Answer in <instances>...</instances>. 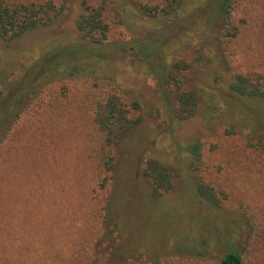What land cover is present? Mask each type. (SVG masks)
<instances>
[{"label":"trees","instance_id":"16d2710c","mask_svg":"<svg viewBox=\"0 0 264 264\" xmlns=\"http://www.w3.org/2000/svg\"><path fill=\"white\" fill-rule=\"evenodd\" d=\"M65 1L0 0V42L52 22ZM134 1L144 15L164 26L137 47L144 56L159 57V66L151 69L162 93L171 94L165 110L171 120L194 117L203 91H208L212 103L207 101V107L217 103L226 107L222 133L240 135L246 159L264 173V0ZM110 4L111 0H81L74 20L75 40L44 44L21 64L19 75L5 73L0 64V154L8 141L16 144L9 156L12 165L0 156V174L12 171L10 186L0 183V264L163 263L159 257L129 262L137 254L123 259V241L130 236L122 224L111 230L104 226L110 214L104 195L117 164L116 149L122 134L142 120L139 101L117 84L110 57L104 55L118 46L108 42L114 24ZM210 32H216L233 71L227 95L215 89L209 70L201 73L207 90L190 77L211 63L205 44L198 42ZM158 49L180 54L167 62ZM246 101L258 103L251 134H245L240 116L244 112L250 117L243 106ZM80 125L89 129L85 137L79 134ZM70 146L82 152L71 166L66 151ZM192 151L200 154V146L194 145ZM17 156L24 157L21 165ZM142 174L154 197H159L172 188L177 170L150 156ZM195 188L205 207L215 209L227 198L223 188L199 175ZM258 210V220L245 215V222L249 243L261 247L264 208ZM93 236H101L100 246L106 251L99 250ZM245 260L231 248L218 264H245Z\"/></svg>","mask_w":264,"mask_h":264},{"label":"rangeland","instance_id":"374dc122","mask_svg":"<svg viewBox=\"0 0 264 264\" xmlns=\"http://www.w3.org/2000/svg\"><path fill=\"white\" fill-rule=\"evenodd\" d=\"M80 1L66 0L63 10L52 22L0 42L1 69L9 75H19L21 64L35 57L44 44L53 39L61 40L62 44L74 41V20ZM109 6L114 24L108 42H116L118 46L105 51L104 55L110 57L115 81L139 101L142 113L140 123L121 136L116 149L117 164L104 195L110 213L105 229L122 224L131 238L123 241L122 258L137 254L129 262L159 257L162 264H218L232 248L246 257L245 264H264V249L261 250L264 246L249 243L251 233L245 222V215L257 219L258 208H264V173L246 159L240 135L222 133L226 107L222 103L207 107L206 102H210L211 97L208 91H203L205 97L194 117L172 121L165 111L171 94L162 93L152 73L154 66H159V57L144 56L137 47L139 41L149 42L164 26L144 15L134 0H111ZM170 34L168 29L167 36ZM198 42L205 44L211 63L200 66L190 77L197 78L199 85L207 90V80L202 74L209 70L215 89L227 95L233 71L225 61L216 32L207 33ZM158 51L167 62L180 54ZM246 102L243 106L250 117L244 112L240 116L244 120L245 134H251L258 103ZM78 129L83 137L89 130L82 125ZM5 144L0 156L10 161L16 144L13 140ZM194 145L200 146V154L194 155ZM66 151L71 155L68 165L76 164L82 152L73 146ZM150 156L174 165L177 170L172 188L159 197H154L142 174L144 160ZM21 157L24 159L17 156L20 165ZM8 160L4 161L6 165ZM11 173H1L0 183L9 185ZM195 175L225 190L227 198L221 206L212 209L202 205L195 188ZM93 239L100 251H106L100 246L103 244L101 236H93Z\"/></svg>","mask_w":264,"mask_h":264}]
</instances>
